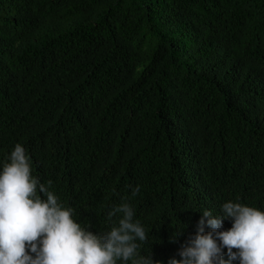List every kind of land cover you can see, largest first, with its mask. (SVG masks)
I'll use <instances>...</instances> for the list:
<instances>
[{
  "label": "trees",
  "instance_id": "1",
  "mask_svg": "<svg viewBox=\"0 0 264 264\" xmlns=\"http://www.w3.org/2000/svg\"><path fill=\"white\" fill-rule=\"evenodd\" d=\"M17 143L82 227L129 203L162 264L203 210L264 211V0H0V162Z\"/></svg>",
  "mask_w": 264,
  "mask_h": 264
},
{
  "label": "clouds",
  "instance_id": "2",
  "mask_svg": "<svg viewBox=\"0 0 264 264\" xmlns=\"http://www.w3.org/2000/svg\"><path fill=\"white\" fill-rule=\"evenodd\" d=\"M31 172L19 143L0 162V264H162L151 250L141 253L147 234L129 203L113 207L108 230L94 233L74 222L72 210L49 191L50 182L41 184ZM139 191L136 186L132 195ZM200 214L194 234L177 250L179 259L166 264H264V211L228 201L219 215ZM224 220L231 223L226 230Z\"/></svg>",
  "mask_w": 264,
  "mask_h": 264
}]
</instances>
